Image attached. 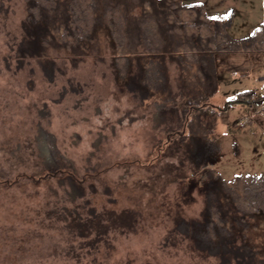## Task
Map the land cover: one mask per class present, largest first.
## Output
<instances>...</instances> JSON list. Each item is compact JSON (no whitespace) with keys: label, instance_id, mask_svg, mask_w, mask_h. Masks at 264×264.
I'll list each match as a JSON object with an SVG mask.
<instances>
[{"label":"rangeland","instance_id":"374dc122","mask_svg":"<svg viewBox=\"0 0 264 264\" xmlns=\"http://www.w3.org/2000/svg\"><path fill=\"white\" fill-rule=\"evenodd\" d=\"M1 1L0 264H218L175 224L202 218L204 171L215 169L238 190L241 179L264 174V103L252 98L264 99V49L249 41L246 51L216 53L215 88L206 101L217 112L195 116L186 128L193 136L183 145L169 137L184 123V101L207 90L196 68L192 78L165 58L179 106L170 102L162 109L165 94L144 97L117 80L110 36L101 30L87 55L49 49L57 62L51 81L37 59L19 68L9 58L10 45L22 36L27 4ZM240 6L234 35L264 29L263 0ZM247 90H253L249 102L235 101ZM241 119L245 127L237 126ZM41 131L54 136L71 164L66 168L83 178V196L72 198L62 174L46 176ZM208 131L219 147L207 146ZM65 208L85 216L90 209L114 212L131 224L111 229L92 246L70 230ZM253 221L247 237L264 257V216Z\"/></svg>","mask_w":264,"mask_h":264},{"label":"trees","instance_id":"16d2710c","mask_svg":"<svg viewBox=\"0 0 264 264\" xmlns=\"http://www.w3.org/2000/svg\"><path fill=\"white\" fill-rule=\"evenodd\" d=\"M25 1L27 17L22 25L23 33L10 45L13 54L9 58L15 59L19 68L37 59L51 81L57 62L49 49L66 48L76 56L87 55L101 30H106L110 36L117 80L144 97L165 94L159 103L162 109H168L170 102H175V108L179 106L176 95L170 90L165 58L169 56L177 61L192 78L197 76L192 72L196 68L207 90L184 101L181 106L184 123L169 137L172 141L180 140L183 145L193 136L194 131L188 133L186 128L194 122L195 116L217 112V106L206 101L215 88L216 53L246 51L249 41L264 49L263 28H257L250 37L235 40L228 33L233 14L211 16L202 3L183 0ZM4 6L1 1L0 10ZM252 95L253 90L244 91L235 101L249 102ZM206 133L207 146L218 147L210 140V131ZM37 140L45 158L46 176L62 174L72 186V198L83 196V178L74 169L66 168L71 164L58 150L54 136L41 131ZM238 184L242 191L222 179L214 169L204 171L200 179V188L206 196L202 218H178L175 231L193 241L198 250L218 257V264H264L257 245L247 237L253 220L264 216V174L243 178ZM89 212L85 216L81 211L65 208L64 218L69 220L70 230L89 239L92 246L111 229L131 224L114 212H97L96 209Z\"/></svg>","mask_w":264,"mask_h":264},{"label":"crops","instance_id":"0c3cea01","mask_svg":"<svg viewBox=\"0 0 264 264\" xmlns=\"http://www.w3.org/2000/svg\"><path fill=\"white\" fill-rule=\"evenodd\" d=\"M186 3H202L208 12L210 9L213 12H208L211 16H220V15H230L233 14V19L228 27L229 35L235 40H241L247 37H250L254 32L248 34V36H236L232 33L231 27L234 25L235 15L237 13V9L240 8V3L242 0H183ZM264 1V0H263ZM219 147V145H218ZM215 170V169H214ZM216 171V170H215ZM217 172V171H216ZM218 173V172H217ZM203 192V191H202Z\"/></svg>","mask_w":264,"mask_h":264},{"label":"built area","instance_id":"2783aa9c","mask_svg":"<svg viewBox=\"0 0 264 264\" xmlns=\"http://www.w3.org/2000/svg\"><path fill=\"white\" fill-rule=\"evenodd\" d=\"M254 96V97H253ZM252 96V98H254V101L253 102H257V100H258V96L257 95H253ZM260 97V96H259ZM263 103H264V99H263ZM245 125H246V121L244 120V119H241L240 121H239V124L237 125V126H241V127H245Z\"/></svg>","mask_w":264,"mask_h":264}]
</instances>
